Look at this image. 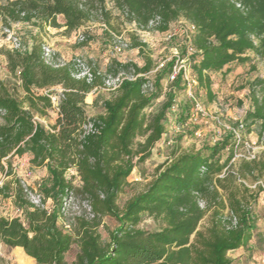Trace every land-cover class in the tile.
Segmentation results:
<instances>
[{
    "label": "trees",
    "instance_id": "obj_1",
    "mask_svg": "<svg viewBox=\"0 0 264 264\" xmlns=\"http://www.w3.org/2000/svg\"><path fill=\"white\" fill-rule=\"evenodd\" d=\"M107 1L138 28H149L156 19L155 27L162 32L182 18L193 25L190 45L196 51L189 56L208 94L209 72L221 71L232 62L245 63L251 52L264 54V0H0V18L4 28L23 22L44 31L45 25L60 26L57 17L63 15L66 31L72 32L95 16L109 22ZM43 43L35 35L30 49H1L25 96L18 99L0 79V110L4 111L0 115V162L30 152L33 165L45 163L49 177L40 186L53 208L34 207L25 198L21 180L16 179L14 204L22 215L0 216V243L22 247L36 264H233L229 252L246 247L256 228L252 194L243 180L264 175V150L253 158L233 161L244 143L234 133L214 145L175 154L157 167L145 190L123 207L118 203L135 166L151 156L165 132L162 121L174 105L175 91L182 88L183 69L171 81L162 109L151 119L146 110L163 93L164 80L175 73L176 61L189 54L186 47L181 56L158 69L153 79L148 75L154 67L150 56L142 66L114 60L108 71L114 77L123 74V79L101 101L104 112L91 117L86 97L93 89L104 88L109 74L94 70L91 83L77 79L69 65L52 67L43 61ZM133 46L141 52L145 45L135 41ZM56 85L62 86L63 96L56 123L47 129L35 112L53 107L50 88ZM250 99L252 109L244 121L250 125L260 122L264 138L263 79L251 83ZM89 121L94 122L96 132L85 133ZM138 136H145V141L137 142ZM9 167L11 162L7 173ZM70 168L78 172L79 187L66 176ZM71 192L89 199L96 213L93 222L79 219L76 230H66L60 220L61 201ZM200 200L205 207L199 205ZM227 208L229 217L223 214ZM145 215L162 227H139ZM105 216L118 222L107 242L98 231ZM74 243L79 251L69 262L66 254Z\"/></svg>",
    "mask_w": 264,
    "mask_h": 264
},
{
    "label": "rangeland",
    "instance_id": "obj_2",
    "mask_svg": "<svg viewBox=\"0 0 264 264\" xmlns=\"http://www.w3.org/2000/svg\"><path fill=\"white\" fill-rule=\"evenodd\" d=\"M106 5L107 9L111 11L109 22L95 16L94 19L86 22L78 29L69 32L67 42L60 41L70 48L71 59L81 57L92 69L112 76L113 72L108 71V69L110 65H113L114 60L122 63L134 62L142 66L146 57L150 56L154 60V67L148 75L153 79L157 70L162 68V63L166 64L171 59L181 56L185 47L189 53L176 61L175 71L178 73L180 69H183L184 76L181 82L182 88L175 91L174 105L166 111L162 121L165 132L152 148L151 156L135 166L128 178V184L119 197L120 207H123L128 199L145 190L154 178L157 167L170 161L175 154L198 150L206 144L214 145L230 133H234L245 142L238 148L237 156L233 160L236 163L241 161L244 156L252 158L253 155L262 153L264 141L263 143L258 142V140L252 142L250 136L247 135L252 130L256 135L258 126L249 128L250 124H246L244 118L247 112L252 109L251 83L257 78L264 80V54L257 55L251 52L250 60L245 63L236 61L221 71L209 72L211 94H208V89L199 83L197 74L192 68L189 47L194 29L188 21L183 18L176 20L171 23L169 30L163 32L157 30L156 25L142 29L138 28L135 23L127 21L112 2L107 1ZM3 28V21L0 18V30ZM11 28L12 32L21 37L24 45L29 49L33 37L37 35L38 27L29 23L13 22ZM81 36H84L83 41H80ZM135 41L145 45L141 52L140 48L133 46ZM120 42L127 44V46L119 49ZM53 47L55 48L54 45ZM1 49L12 50V44L7 41V36L3 33L0 34V79L5 81L7 88L14 96L23 99L25 92L21 82L8 70L6 56L2 54ZM59 55L66 59L61 54ZM171 81V78L164 80L163 93L153 106L146 110L150 119L162 109L163 103L167 100ZM110 95L111 91L104 88L93 89L87 95V101L93 99L91 103L86 102V109L91 117L103 111L101 101ZM95 100L97 104L94 103ZM197 103L201 110L196 107ZM186 114L189 116L187 117ZM136 141L144 142L145 136H138ZM10 161L13 164L14 177L17 178L8 177L7 174L5 175L0 171V188L9 185L7 191L0 194V216L3 217L22 215L12 201L14 199L12 194L14 195L16 191V179H20L22 185L26 184L45 198L40 186L43 183L41 182L43 177L40 176L41 178H39L38 175L40 172L24 167L18 159L11 158ZM243 182L249 187V194H252L250 206L256 217L254 238L249 242L248 247L230 251L228 255L233 264H264V175L258 179H244ZM75 184L77 185L78 181L75 180ZM44 198V204L50 209L53 208L52 201L46 198L44 200ZM209 214L202 221V226L207 223ZM223 214L229 217L228 208ZM84 220L94 221L93 219ZM78 225L79 219L76 220L72 229L76 230L75 227ZM117 226V220L111 216H105L101 219L98 231L102 235L103 241L110 240L109 232ZM139 227L156 230L162 225L153 217L145 215ZM78 251L79 246L74 243L66 254V259L72 262ZM0 262L36 264L35 260L22 247H12L3 242L0 243Z\"/></svg>",
    "mask_w": 264,
    "mask_h": 264
},
{
    "label": "built area",
    "instance_id": "obj_3",
    "mask_svg": "<svg viewBox=\"0 0 264 264\" xmlns=\"http://www.w3.org/2000/svg\"><path fill=\"white\" fill-rule=\"evenodd\" d=\"M238 7H242L241 3H237ZM157 24V19L150 22V27ZM193 29L194 26L192 25ZM5 34L7 36V41H9L12 44V50H18V51H25L27 47L24 45L21 37L16 35L12 32V28H3L0 30V34ZM84 40V36L80 37V41ZM127 44L120 42V47L124 48ZM189 50L191 53L195 52V48L190 45ZM42 59L43 61L52 66V67H62L69 65L70 70L72 72V75L77 79H85L87 82L91 83L94 79L95 72L94 69L90 67V65L86 62L85 59L81 57H75L71 60H66L58 54L56 49L53 47L52 44H50L47 41H44L42 45ZM164 66V63H162V67ZM20 71H18V74ZM177 72L171 76V79L173 80L175 78V75ZM123 79V74H120L118 76H107L104 79V89L108 90H114L116 89L121 81ZM63 89L60 91L58 95L52 96V102L55 107L58 106L60 98L63 96ZM196 107L198 110L200 108V105L197 103ZM4 113L3 110H0V115ZM85 133H94L97 131V128L94 125L93 121H89L84 126ZM23 190L25 194V198L34 206L38 208H44L49 209L43 201V196L36 191H33L30 187H28L26 184H23ZM45 200V198H44ZM199 205L201 207H205V202L203 200L199 201ZM74 215V216H72ZM78 219H96V213L94 211V208L92 206V203L89 199L81 198L74 193H69L68 195L64 196L61 204H60V220L62 222L63 227L66 230H71L74 226V223ZM75 221V222H74Z\"/></svg>",
    "mask_w": 264,
    "mask_h": 264
},
{
    "label": "crops",
    "instance_id": "obj_4",
    "mask_svg": "<svg viewBox=\"0 0 264 264\" xmlns=\"http://www.w3.org/2000/svg\"><path fill=\"white\" fill-rule=\"evenodd\" d=\"M57 21L60 24V26H54V25H50V24L45 25L44 31H40L39 29H37L38 30L37 36L39 38H41L43 42L47 41L50 44L54 45L55 48L57 49V51L59 52V54H61L63 57H66V59L70 60L72 58V54L70 53V50H69L70 48H68V45L60 43V41L61 42L62 41L67 42L69 40V38H67V36L69 35V32L66 31V26L64 25L65 24L64 16L58 15ZM32 45H33V41L30 43L29 49L32 47ZM6 64H7V61H6ZM227 66H230V65L228 64ZM227 66H226V68H227ZM61 90H62V86H60V85L52 86L50 88V93L52 94V96L58 95ZM91 101L86 100V102H89V103H91ZM41 109H42L41 112H35V118L40 123L45 125L47 129H49L52 125H54L56 123V120L58 117L57 107H55L53 105V107H46V108L41 107ZM103 112H104V110L101 113H103ZM87 113L90 116L88 110H87ZM257 123L258 122H255L252 125H250V127H249V128H252L255 125L258 126L257 134L254 135V130H252L247 135L250 136V139L252 142H255V140H258V142L263 143L264 138L261 137L262 128L260 126V122H259V125H257ZM245 138H247V137L245 136ZM32 156L33 155L30 152H26L21 156L15 155L12 158L20 160L24 167H28L29 169H31L33 171L40 172L38 174L39 178H41L40 176H42L43 178H41V182H44L49 177L48 167L45 163L42 165H33L30 161ZM255 156H256V154L253 155L252 158ZM8 162H11V167H9V172L7 173ZM0 171L3 172L5 175L7 174L8 177H11V176L14 177L15 176L13 164H12V161H10V159H4L2 162H0ZM66 176L68 179H72L74 184H75V180L78 181V184L77 185L75 184L76 186L79 187L81 185L82 182H81L80 177L78 176V172L75 168H70L68 170ZM14 178H17V177H14ZM8 186L9 185L7 184L4 188H0V189H2L3 192L4 191L6 192L7 189L9 188ZM14 195H15V192H14ZM14 195L12 194V196H14ZM12 201H14V199H12ZM248 246H249V244L246 247H248ZM241 248H243V247H241Z\"/></svg>",
    "mask_w": 264,
    "mask_h": 264
}]
</instances>
